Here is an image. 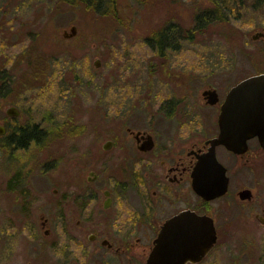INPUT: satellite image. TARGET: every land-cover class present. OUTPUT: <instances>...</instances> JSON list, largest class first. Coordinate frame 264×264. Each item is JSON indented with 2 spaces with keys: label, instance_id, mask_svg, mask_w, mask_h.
<instances>
[{
  "label": "rangeland",
  "instance_id": "1",
  "mask_svg": "<svg viewBox=\"0 0 264 264\" xmlns=\"http://www.w3.org/2000/svg\"><path fill=\"white\" fill-rule=\"evenodd\" d=\"M70 1L0 0V123L7 133L10 125L32 120L44 130L40 143L31 144L36 151L19 152L0 138V232L8 211L21 208L20 193L33 204L51 195L73 164L99 162L90 143L113 135L117 145L125 144L123 125H135V116L169 121L167 116L216 115L217 105L198 100L204 87L214 86L221 101L237 81L264 70V44L214 0H178L175 6L172 0H130L129 10L106 15ZM201 8L207 19L195 28ZM212 10L214 18L207 15ZM171 19L184 21L186 40L164 41L163 31L173 34ZM71 25L75 35L65 38ZM9 105L20 117H6ZM106 157L111 168L131 164L134 156L112 148ZM3 242L0 234V250Z\"/></svg>",
  "mask_w": 264,
  "mask_h": 264
},
{
  "label": "flooded vegetation",
  "instance_id": "2",
  "mask_svg": "<svg viewBox=\"0 0 264 264\" xmlns=\"http://www.w3.org/2000/svg\"><path fill=\"white\" fill-rule=\"evenodd\" d=\"M79 1L103 15L114 9L129 10L132 5L130 0ZM214 2L228 16L249 24L250 38L264 44V0ZM199 10L195 28L207 19L204 9ZM207 15L216 17L213 10ZM167 27L173 32L169 37L179 42L187 39L182 19H171ZM154 49L161 53L162 47L154 45ZM260 73L264 70L247 76ZM206 89L216 90L214 86L204 87L198 100L217 105L219 113L223 99L220 101L218 95L216 103H207L202 94ZM218 113L167 116L169 121L135 116V125H123L125 144L117 145L113 135L90 143V152L99 161L95 165L83 168L73 164L68 178L57 181L51 195L36 198L33 204L20 193L21 208L8 211V225L0 232L4 235L0 264H149L169 221L171 229L153 258L154 264H264V125L248 126L249 135L241 150L222 143L213 146L212 140L219 133ZM30 122L33 124L10 125L9 133L0 123V138L19 152L39 150L31 144L40 143L44 130ZM29 128L40 130L36 137L19 142L21 131ZM112 148L116 153H132V163L108 168L106 156ZM211 149L224 171L215 169L205 182L216 186L223 176L226 187L222 193L205 198L195 191L193 181L196 168L208 159ZM18 173L21 181L23 175ZM27 207L34 211H27ZM183 213L191 217L179 218ZM204 223L213 227L205 237ZM179 229L189 233L178 237ZM208 241L210 245L205 246Z\"/></svg>",
  "mask_w": 264,
  "mask_h": 264
},
{
  "label": "water",
  "instance_id": "3",
  "mask_svg": "<svg viewBox=\"0 0 264 264\" xmlns=\"http://www.w3.org/2000/svg\"><path fill=\"white\" fill-rule=\"evenodd\" d=\"M75 32V26L71 25L69 31L63 32V36L70 37L75 35ZM95 66H99L98 59L95 60ZM202 94L206 99V102L209 104H214L218 101V94L215 89H206ZM5 113L12 116H18L20 110L14 105H9L5 108ZM257 124L264 125V73L247 76L238 81L228 90L219 107V133L217 137L212 140V144L214 146L215 144L222 143L229 149L235 151L241 150V147H244L245 139L249 135L248 126H255ZM1 133H3V130L0 125V134ZM108 146V144L105 145V147ZM207 156L208 159H203L195 170L193 188L201 196L211 198L224 191L226 187V178L222 176L219 184L216 186L205 182L211 178L210 172H213L215 169L220 167L221 173L224 171L220 162L215 157L213 149H211V153H208ZM186 212H190V210H186ZM180 217L190 218L191 215L183 213L179 218ZM204 220H206V217H204ZM170 227L171 221L163 227L156 248L152 252L149 264H154L153 258L164 242L163 238L170 231ZM208 229L213 230L212 225L204 223V237L210 235ZM179 231L181 235L178 237L189 233V231L186 232L184 229H179ZM210 243L211 242L208 241L205 246L210 245Z\"/></svg>",
  "mask_w": 264,
  "mask_h": 264
},
{
  "label": "trees",
  "instance_id": "4",
  "mask_svg": "<svg viewBox=\"0 0 264 264\" xmlns=\"http://www.w3.org/2000/svg\"><path fill=\"white\" fill-rule=\"evenodd\" d=\"M162 33H163L162 36L164 38V41L167 40V36L169 35L168 32L163 31ZM35 61L36 60L34 59V62ZM31 64H32V65H30L31 67H36V65L34 63H31ZM29 77H31V76L29 75ZM32 78L37 80V76H32ZM1 82H2V80H1ZM21 132H22V135L17 138L19 140V142H23V141L27 140L29 137H36V135L38 134V131L35 128H29V129H25V130L23 129V131H21Z\"/></svg>",
  "mask_w": 264,
  "mask_h": 264
}]
</instances>
